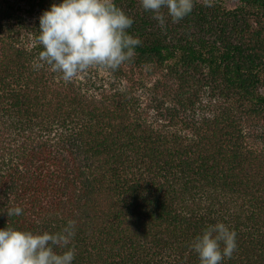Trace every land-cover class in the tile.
<instances>
[{
    "label": "trees",
    "instance_id": "1",
    "mask_svg": "<svg viewBox=\"0 0 264 264\" xmlns=\"http://www.w3.org/2000/svg\"><path fill=\"white\" fill-rule=\"evenodd\" d=\"M58 2L0 0V228L72 220L73 264H199L190 242L220 221L222 264H264V0H196L163 30L114 0L141 45L98 92L39 60Z\"/></svg>",
    "mask_w": 264,
    "mask_h": 264
},
{
    "label": "clouds",
    "instance_id": "2",
    "mask_svg": "<svg viewBox=\"0 0 264 264\" xmlns=\"http://www.w3.org/2000/svg\"><path fill=\"white\" fill-rule=\"evenodd\" d=\"M196 0H140L161 29H165V10L173 23L188 16ZM214 0H202L212 7ZM133 19L116 6L114 0H59L39 17L35 44L42 47L39 60L61 73L65 82L93 66L116 70L133 59L138 37L127 30ZM40 66V65H37ZM22 208L12 207L7 216H19ZM76 224L68 220L55 233L0 228V264H73ZM199 264H222L237 249V233L217 221L204 227L190 242Z\"/></svg>",
    "mask_w": 264,
    "mask_h": 264
},
{
    "label": "rangeland",
    "instance_id": "3",
    "mask_svg": "<svg viewBox=\"0 0 264 264\" xmlns=\"http://www.w3.org/2000/svg\"><path fill=\"white\" fill-rule=\"evenodd\" d=\"M224 5H226L228 8H233L237 5L238 0H222ZM81 79L85 82L93 83L94 85H91V90L94 92H98L97 88L99 85L102 84L103 88H110V82L111 79L109 78V75L107 71L101 67V66H93L89 68L84 73L79 74L76 79ZM94 86V87H93ZM93 87V88H92ZM95 88V90H94ZM142 102H145L142 100ZM145 104V103H143Z\"/></svg>",
    "mask_w": 264,
    "mask_h": 264
}]
</instances>
